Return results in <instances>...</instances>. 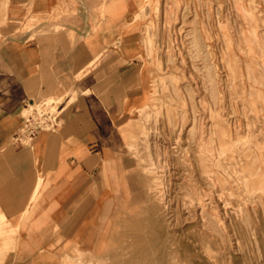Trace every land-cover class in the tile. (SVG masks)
Wrapping results in <instances>:
<instances>
[{"label": "rangeland", "instance_id": "374dc122", "mask_svg": "<svg viewBox=\"0 0 264 264\" xmlns=\"http://www.w3.org/2000/svg\"><path fill=\"white\" fill-rule=\"evenodd\" d=\"M141 5L150 80L128 147L142 201L95 264H264V0ZM39 22L43 33L67 24ZM17 24L6 34L33 25Z\"/></svg>", "mask_w": 264, "mask_h": 264}, {"label": "crops", "instance_id": "0c3cea01", "mask_svg": "<svg viewBox=\"0 0 264 264\" xmlns=\"http://www.w3.org/2000/svg\"><path fill=\"white\" fill-rule=\"evenodd\" d=\"M79 1L87 25L71 0H0V264H95L142 201L128 142L150 80L134 17L143 6L107 0L100 17L102 0ZM59 15L66 26L39 32L37 20ZM46 98L58 99V125L15 142L25 103Z\"/></svg>", "mask_w": 264, "mask_h": 264}, {"label": "built area", "instance_id": "2783aa9c", "mask_svg": "<svg viewBox=\"0 0 264 264\" xmlns=\"http://www.w3.org/2000/svg\"><path fill=\"white\" fill-rule=\"evenodd\" d=\"M22 123L13 140L22 145H29L41 129H54L60 121V108L55 99L49 98L25 103L22 111Z\"/></svg>", "mask_w": 264, "mask_h": 264}, {"label": "bare ground", "instance_id": "6f19581e", "mask_svg": "<svg viewBox=\"0 0 264 264\" xmlns=\"http://www.w3.org/2000/svg\"><path fill=\"white\" fill-rule=\"evenodd\" d=\"M145 188V187H144ZM187 229H189V228H187ZM186 232V231H185ZM187 233V232H186ZM182 235V234H181ZM188 235H190V234H188ZM193 239V238H192ZM168 240V239H167ZM156 241H157V239H156ZM198 241V240H197ZM187 242V241H186ZM191 242H193V241H191ZM178 243V242H177ZM190 243V242H189ZM195 243V242H194ZM167 244V243H166ZM187 245V244H186ZM191 245V244H190ZM195 245H197L196 243H195ZM187 247H188V245H187ZM199 248V247H198ZM182 249V248H181ZM190 249V248H189ZM195 249V248H194ZM183 250V249H182ZM187 251V250H186ZM189 251V250H188ZM195 251V250H194ZM196 251H199V250H196ZM189 252H191V251H189ZM186 253V252H185ZM204 258V257H203ZM177 259V258H176Z\"/></svg>", "mask_w": 264, "mask_h": 264}]
</instances>
